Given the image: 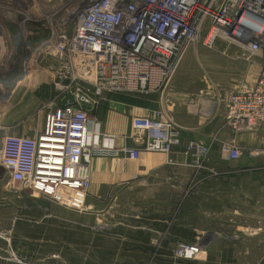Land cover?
<instances>
[{
    "label": "built area",
    "instance_id": "built-area-1",
    "mask_svg": "<svg viewBox=\"0 0 264 264\" xmlns=\"http://www.w3.org/2000/svg\"><path fill=\"white\" fill-rule=\"evenodd\" d=\"M218 40L240 46L249 56L264 54V0H82L44 49L61 100L72 90L74 101L48 110L37 133L6 134L1 167L11 182L56 198L64 189L89 193L96 157L137 160L144 151L170 155L182 142V127L164 107L152 116H135L132 125L141 139L123 146L101 131L93 109L108 100L107 93H164L192 47H213ZM218 97L234 131L262 130L264 61L254 83H239L226 94L218 91ZM260 139L264 146V133ZM211 151L210 144L187 142L183 154L194 170L192 182L221 175L210 163ZM242 153L238 145H219L224 162L237 161ZM248 154L258 157L264 147L250 148ZM174 253L201 258L204 250L198 241H181Z\"/></svg>",
    "mask_w": 264,
    "mask_h": 264
},
{
    "label": "rangeland",
    "instance_id": "rangeland-1",
    "mask_svg": "<svg viewBox=\"0 0 264 264\" xmlns=\"http://www.w3.org/2000/svg\"><path fill=\"white\" fill-rule=\"evenodd\" d=\"M81 1L0 0L1 130H8L11 116H16L19 125L28 118L38 120L44 107L47 112L59 104L57 89V102L43 103L40 99L42 87L37 84L51 82L55 88L56 81L44 49L56 38L62 19ZM68 21L67 29L72 33L74 20ZM190 52L195 60L189 71L182 72L179 82H209L211 90L216 88L223 94L239 83H254L264 61V54L249 56L240 46L224 40L213 47L199 44ZM6 134L0 133V150ZM1 168L0 264H81L88 250L97 256L95 264H125L111 260V250L118 247L106 246V239L121 238V224L141 221L137 205L129 207L121 193L104 194L95 204L87 202L89 193L74 190L48 198L11 182ZM220 168L221 175L210 181L223 187L219 198L189 197L207 185L205 180L192 182L191 174L184 188L187 196L178 200L179 222L194 221L212 230L193 241L202 245L209 257L207 264H264V199L260 198L264 184L256 182L253 171L240 167L238 160L222 163ZM76 197L83 202L73 204ZM207 204L215 215L205 213ZM106 224H116L115 231L107 235ZM95 225L98 230L92 229ZM90 240L98 245L90 247L85 243ZM160 250L164 253L165 249ZM174 250L172 255L179 260Z\"/></svg>",
    "mask_w": 264,
    "mask_h": 264
},
{
    "label": "crops",
    "instance_id": "crops-1",
    "mask_svg": "<svg viewBox=\"0 0 264 264\" xmlns=\"http://www.w3.org/2000/svg\"><path fill=\"white\" fill-rule=\"evenodd\" d=\"M185 55L176 75L164 93L150 95L112 92L107 94L108 100L93 109V114L100 122L101 131L113 136L117 146L134 145L140 134L133 128L132 120L135 116H152L162 107L169 110L182 127V142L175 146L170 155L160 152L144 151L137 160L125 157L99 156L93 160L91 168V185L89 189L90 204L98 202L103 195L121 193L123 200L129 207L139 208L138 224L127 223L118 226L121 238L106 239V246L117 245L110 251L111 260L125 264H207L209 257L187 258L178 260L172 255L180 241L193 242L211 229H204L194 221L179 222L177 206L179 198L187 196L184 190L193 168L187 164L183 154L187 142L191 139L199 140L212 146L210 163L218 170L224 162L220 159L219 145L231 143L242 148V156L238 160L240 167H249L256 182L264 184V154L251 157L250 148H262L260 139L264 128L256 132H236L226 118V109L218 97L216 88L212 90L209 82H179L182 72L190 70L195 58L190 52ZM230 83V82H227ZM41 85V100L43 103L57 102L58 94L51 82H39ZM62 100L59 98L58 103ZM46 107H44L45 109ZM42 109L38 120L28 118L16 125V116L9 118V128L1 130V134H34L39 132L44 123L46 110ZM15 124V125H14ZM110 158L111 160H105ZM169 159L172 161L170 162ZM5 171V170H4ZM209 178L204 191H198L191 196L203 199L219 198L223 194V187L215 184ZM209 182V183H208ZM215 186V189L209 185ZM66 190V189H64ZM63 190V191H64ZM60 192V194L63 193ZM263 195L260 198L264 199ZM188 197V198H189ZM83 201L77 197L73 204ZM187 202L186 204H190ZM261 205V203H259ZM211 215L212 207H205ZM215 215V212H212ZM130 216L132 214L129 213ZM116 224H106V233L115 231ZM92 229L98 230V226ZM188 233H182V232ZM119 235V234H118ZM98 241V240H97ZM96 241V243H97ZM81 243V242H80ZM89 246L95 242L90 240ZM98 245V244H95ZM164 248V253H161ZM175 252V250H174ZM81 264H95L92 251L84 254Z\"/></svg>",
    "mask_w": 264,
    "mask_h": 264
},
{
    "label": "water",
    "instance_id": "water-1",
    "mask_svg": "<svg viewBox=\"0 0 264 264\" xmlns=\"http://www.w3.org/2000/svg\"><path fill=\"white\" fill-rule=\"evenodd\" d=\"M74 101V95L72 93V90L70 92L67 93V95L64 97V99L62 100L61 104H66L68 102H73Z\"/></svg>",
    "mask_w": 264,
    "mask_h": 264
},
{
    "label": "trees",
    "instance_id": "trees-1",
    "mask_svg": "<svg viewBox=\"0 0 264 264\" xmlns=\"http://www.w3.org/2000/svg\"><path fill=\"white\" fill-rule=\"evenodd\" d=\"M1 170H4L3 168H1ZM181 259H185V258H179V260H181Z\"/></svg>",
    "mask_w": 264,
    "mask_h": 264
}]
</instances>
